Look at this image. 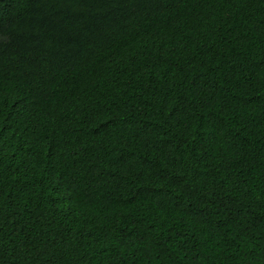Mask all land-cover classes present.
<instances>
[{"label":"trees","instance_id":"1","mask_svg":"<svg viewBox=\"0 0 264 264\" xmlns=\"http://www.w3.org/2000/svg\"><path fill=\"white\" fill-rule=\"evenodd\" d=\"M0 264H264V0H0Z\"/></svg>","mask_w":264,"mask_h":264}]
</instances>
